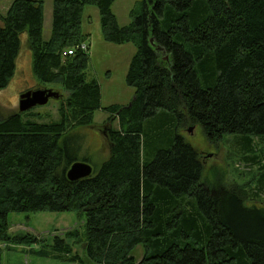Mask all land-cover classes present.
<instances>
[{"label": "trees", "instance_id": "trees-1", "mask_svg": "<svg viewBox=\"0 0 264 264\" xmlns=\"http://www.w3.org/2000/svg\"><path fill=\"white\" fill-rule=\"evenodd\" d=\"M51 1L48 40L45 0H13L0 14V91L25 33L33 78L65 92L58 121L38 122L29 111L0 118V264L2 247L17 246L44 256L49 247L69 264H264V208L239 190L203 184L197 152L163 129L199 125L210 142L243 136L244 161L259 164L253 139L264 138V0H142L127 26L112 12L116 0ZM86 5L97 8L105 42L136 48L125 77L134 89L130 105L101 108L100 86L87 79V52L76 49L88 38ZM69 48L74 54L63 57ZM101 109L118 123L108 133L109 156L70 182L71 164L91 165L78 161L74 133ZM13 212H73L83 222L60 235L11 234Z\"/></svg>", "mask_w": 264, "mask_h": 264}, {"label": "rangeland", "instance_id": "rangeland-1", "mask_svg": "<svg viewBox=\"0 0 264 264\" xmlns=\"http://www.w3.org/2000/svg\"><path fill=\"white\" fill-rule=\"evenodd\" d=\"M13 0H0V14H4ZM142 0H116L112 5V12L119 26H127L132 22L130 11ZM51 9L52 1L45 0L43 7V32L42 39L48 40L51 34ZM81 31L88 35L85 41L89 63L86 70L87 79H95L101 90V108L108 106H127L133 98L134 89L125 83V77L132 56L136 48L130 44L117 45L103 40L100 27V17L96 7L86 5L83 7V20ZM21 46L15 61V72L7 87L0 91V118L9 113L18 112V100L21 93L27 90L52 89L60 95L65 94L56 85H38L33 78L30 64L31 54L27 43V35H20ZM69 48L68 50H70ZM59 99H51L43 106L29 110L39 116L38 122L47 123L58 121ZM107 124V128L118 127L117 120H110L107 112L101 110L93 114V124L86 128L78 129V145L81 153L77 155L78 161L88 159L91 166H98L108 156V146L105 138L99 131ZM163 127L181 135L198 154L202 165L201 182L211 189L239 190L249 205L264 208V187L256 189L257 180L264 168V138L253 139L259 164L253 165L244 161L241 141L243 136L231 135L210 142L202 132L199 125H186L185 127ZM189 128L192 130L189 132ZM159 146L165 148L168 142L162 141ZM148 148L141 147V160L147 157ZM264 171V170H263ZM9 233H30L39 237L50 234H62L64 231L79 228L83 218L73 212H37V213H9L7 216ZM2 251L1 264H69L60 261L51 248L47 247L48 256L36 253L35 248L9 247ZM76 251L79 252L77 249ZM142 251L137 248L134 252L138 260ZM87 264H89L87 262Z\"/></svg>", "mask_w": 264, "mask_h": 264}, {"label": "water", "instance_id": "water-1", "mask_svg": "<svg viewBox=\"0 0 264 264\" xmlns=\"http://www.w3.org/2000/svg\"><path fill=\"white\" fill-rule=\"evenodd\" d=\"M152 42V41H151ZM157 51L160 49L155 48ZM60 95L52 89H35L27 90L20 94L18 100V112H27L30 109L38 106H43L51 99L58 100ZM130 105V104H128ZM192 128H189V132ZM92 166L86 162H74L65 172V177L70 182L89 177L92 174Z\"/></svg>", "mask_w": 264, "mask_h": 264}, {"label": "flooded vegetation", "instance_id": "flooded-vegetation-1", "mask_svg": "<svg viewBox=\"0 0 264 264\" xmlns=\"http://www.w3.org/2000/svg\"><path fill=\"white\" fill-rule=\"evenodd\" d=\"M111 128H113V127L107 128V124H106V125L102 126V128L99 131L100 135L103 136L105 138L106 142H107L108 152L109 153H110L111 145H110V142H109V139H108V133H109V130ZM109 153H108V156H109Z\"/></svg>", "mask_w": 264, "mask_h": 264}, {"label": "built area", "instance_id": "built-area-1", "mask_svg": "<svg viewBox=\"0 0 264 264\" xmlns=\"http://www.w3.org/2000/svg\"><path fill=\"white\" fill-rule=\"evenodd\" d=\"M76 49H79V50H81V51H85V50H86V45H85L84 43H81V44H79V45L76 47ZM72 51H73V52H72ZM74 52H75V49H74V48H71V50L65 49V50H63V52L61 53V55H62L63 57H67V56H71V55H73Z\"/></svg>", "mask_w": 264, "mask_h": 264}]
</instances>
